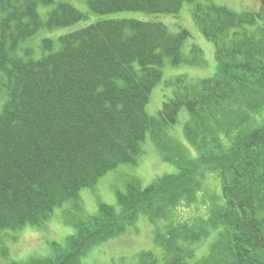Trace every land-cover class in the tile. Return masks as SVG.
Wrapping results in <instances>:
<instances>
[{"label":"trees","instance_id":"1","mask_svg":"<svg viewBox=\"0 0 264 264\" xmlns=\"http://www.w3.org/2000/svg\"><path fill=\"white\" fill-rule=\"evenodd\" d=\"M83 1L87 11L67 0H58L55 8L45 5L43 19L36 3L47 4V0H0V73L22 77L21 82H11L10 92H4L7 100L0 112V233L38 227L60 208L65 222L76 228L64 247H54L53 255L40 264H79L89 246L119 233L125 220L117 228L109 223L105 203L96 214L78 222L64 206L79 209L80 190L93 188L122 164H135L146 139L157 146L163 143L161 134L168 135L167 127L177 123L181 109L189 116L182 125L187 134L193 131V120L217 118L225 110L249 103L252 97L247 90L264 91V5L257 11H235L212 0H113L112 7L107 0ZM185 3L190 4L198 31L213 43L218 66L210 77H173L171 96L150 115L147 94L160 81L164 63L200 65L202 61L198 46L192 44L188 54L182 51L189 30L171 31L164 21L175 18ZM90 11L108 17L60 34L56 52L39 60L18 53L19 40L24 43L46 26L62 28L85 21ZM94 38L107 49L119 42L125 49L110 55L103 48L104 52L93 51L83 60L84 48ZM44 43L52 47L53 41ZM70 47L77 51L69 52ZM109 88L117 92L112 104L106 96ZM15 114L17 122L12 118ZM258 122L231 142L226 155L230 164L222 178L225 209L219 214L226 254L215 246L204 260L191 263L186 260L190 250L186 245L193 238L183 234L165 245L162 264H264V117ZM109 133L118 139L102 141L101 134ZM119 140H124L122 146ZM158 182L138 188V180L132 179L124 192L140 203L153 202L160 196L152 190ZM8 189L23 195L19 206L7 203ZM137 211L141 210L134 211V218ZM177 239H181L179 246H175ZM137 264L159 263L146 251Z\"/></svg>","mask_w":264,"mask_h":264},{"label":"rangeland","instance_id":"2","mask_svg":"<svg viewBox=\"0 0 264 264\" xmlns=\"http://www.w3.org/2000/svg\"><path fill=\"white\" fill-rule=\"evenodd\" d=\"M67 1L72 2L78 9L87 11L83 0ZM212 1L235 11H257L264 5V0ZM190 9V4L185 3L174 19L166 18L164 21L171 27L177 22L185 24L190 37L182 45V51L188 54L190 43L198 46L202 50L201 64L182 63L171 66L165 62L162 77L152 89V98L146 105V111L150 115H155L163 101L171 96L173 87L169 85L173 77L178 74H184L193 80L210 77L218 66L213 43L198 31L192 21ZM47 10L45 7L40 9L43 19ZM95 19V16L90 18L91 21ZM82 24H76L72 28ZM39 30L41 32L43 28ZM65 30L58 28L56 35L65 33ZM43 35L37 34L36 40ZM43 37L48 36L45 34ZM36 40L27 39L22 46L26 43L33 44ZM246 92L252 98L242 106L248 107L251 112L239 105L232 110H225L217 118L207 116L198 121L193 120L194 124L190 123L193 131L187 134L184 133L182 124H187L185 121L188 113L181 109L177 123L167 127L168 135L161 134L165 137L163 143L157 146L150 139H146L142 144L143 154L135 164H122L106 173L93 188L80 190L79 209L64 206L71 212L75 222L96 214L98 202L109 206L108 222H113L115 228L118 227L117 223L125 220L119 233L89 246L78 259L79 264H137L140 254L146 251L151 252L158 263L162 264L161 261L166 255L165 245L174 237H183V234L193 238L186 245L190 249L189 256L184 255L191 263L211 255L215 246H218V252L224 251L221 246L222 224L219 214L225 209L222 178L224 168L230 164L226 159L227 151L234 139L242 136L245 129L259 124L258 121L264 117V91L259 89ZM4 101L5 95L2 92L0 109ZM242 148L246 150L245 147ZM160 178L161 182H158ZM132 179L138 180V188L158 182L152 190L159 191L160 196L153 202L140 203L134 196L124 192L126 184ZM118 191L123 192V195L118 197ZM133 195H136L134 190ZM136 209L141 211H137L134 218ZM218 210L219 221L216 219ZM61 212V208L56 209L38 227L4 231L0 246L5 249L0 251V264H40L39 261H47L53 255L57 246L63 248L76 228L65 222ZM175 243V246H179L181 239L175 240ZM226 252L227 250L223 255Z\"/></svg>","mask_w":264,"mask_h":264},{"label":"bare ground","instance_id":"3","mask_svg":"<svg viewBox=\"0 0 264 264\" xmlns=\"http://www.w3.org/2000/svg\"><path fill=\"white\" fill-rule=\"evenodd\" d=\"M109 3H110V6H111V3H112V1L113 0H107ZM58 3V0H47V4H41L40 2L39 3H36V5H37V9H38V13L40 12V9H42L45 5L46 6H49V7H53V8H55V6H56V4ZM218 5V4H217ZM220 6V5H219ZM112 7V6H111ZM221 7H225V6H221ZM193 13H192V11H190V15H191V18H192V15ZM39 15H40V13H39ZM41 16V15H40ZM92 16H95L96 17V19L94 20V21H91L90 20V18L92 17ZM130 16H134V17H136L137 15H136V13H131V15ZM108 17V15L106 14V15H100V14H97V13H94V12H92V11H90V13H89V15L87 16V18L85 19V21H78V22H76V23H74V24H71V25H67V26H63L62 28H65L66 30H65V33H62V34H67V33H72V32H74L75 30H77V29H81V28H86V27H88V26H91V25H94L96 22H98V21H100V20H102V19H106ZM41 18H42V16H41ZM174 19V18H173ZM90 20V21H89ZM192 21H193V19H192ZM79 23H83L82 25H80L79 27H75V28H72L73 26H75L76 24H79ZM169 27V29L171 30V31H174V32H177V31H179L181 28H184V29H186L185 28V24L184 23H182V22H177L176 24H175V26L174 27H171V26H168ZM58 28H60V27H51V28H48L47 26L46 27H44L43 28V30L40 32V30H39V32L37 31V32H35L34 34H32L31 36H29V38H28V40L30 39V40H36V36H37V34H40V33H43L44 35L45 34H47V36L48 37H46V38H44L43 36L42 37H40L39 39H37L36 41H35V43H33V44H28V43H26L25 45H23L22 46V44H23V41L22 40H19L18 41V43L20 44V49H19V54H20V56L22 57V58H32V59H35V60H39L40 58H41V56H43V55H50V54H53V53H55L56 52V43H55V41L57 40V38H58V36L60 35H56V30L58 29ZM49 34V35H48ZM45 39H51L52 41H53V43H52V47H48V43L47 44H45L44 43V41H45ZM189 41H190V39H189ZM191 42V41H190ZM185 43V42H184ZM95 45H98V47L96 48V49H93L94 47H95ZM191 45H192V43H190V45H189V47H188V49H190L191 48ZM93 47V48H92ZM103 48H105V47H103L102 45H101V43L99 42V40L97 39V38H94L93 40H92V42H91V44H89V45H86L85 46V54L83 55V60H85L86 58H88V57H90V56H92L93 55V51H96L97 53L99 52V53H102V51L104 52V49ZM110 48V49H109ZM108 49L107 48H105V49H107L108 50V53H110V55H113V54H115L114 52H116V53H119V50L121 51V50H123V45H122V43L121 42H119V43H117V44H115L113 47H109ZM76 49V48H75ZM75 49H73V48H69L68 49V51L69 52H74V51H77V50H75ZM125 49V48H124ZM114 51V52H113ZM162 77V76H161ZM14 80H17V81H22V77L21 76H17V75H12V76H8V78L7 77H5L4 76V74H2V71H1V73H0V93H4V92H10V89H11V82L12 81H14ZM19 87V86H18ZM153 89V88H152ZM105 90V89H104ZM104 93H106V91H104ZM111 93H113V94H111ZM152 90H151V92L150 93H148L147 94V99H149V100H151V98H152ZM25 94V92H24V90H21V92H20V95H24ZM5 95V94H4ZM106 96H108V102L109 103H115L116 101H117V99H115V96H117V92L115 93L114 92V90H111L110 88H109V91L106 93ZM145 96H146V94H145ZM8 97H10V95L8 96ZM7 100V96L5 95V101ZM4 101V102H5ZM9 101H10V99H9ZM149 102V101H148ZM148 103H146V105H147ZM1 110L2 109H0V112H1ZM13 120L15 121V122H17V120L19 119V116L18 115H13ZM188 118H189V116H188ZM3 119V117H1V115H0V121ZM183 125V124H182ZM17 125H14V126H12L13 128H15ZM172 126V125H171ZM183 127V126H182ZM0 130H1V126H0ZM10 130V128L8 127L7 128V131H9ZM108 130H109V128H108ZM107 130V131H108ZM15 132H16V130H14ZM11 132H9V133H7V134H10ZM108 133V132H107ZM102 136H101V140L102 141H114L113 140V138H115V139H118V137L116 136V137H114L111 133H109V134H101ZM113 136V137H112ZM124 140H119L118 142H119V146H122V142H123ZM117 142V143H118ZM91 143H93V142H88V144L90 145ZM4 195H6V197H7V203H14V204H16L17 206H19L20 205V203H21V201L23 200L22 199V194H20L19 193V191H17L16 189L15 190H12V189H8L7 191H6V193L4 194ZM101 203L102 202H98V204H97V209H99L100 208V205H101ZM106 204V203H105ZM2 205H5V204H2ZM1 235H3V234H1L0 233V237H1Z\"/></svg>","mask_w":264,"mask_h":264}]
</instances>
